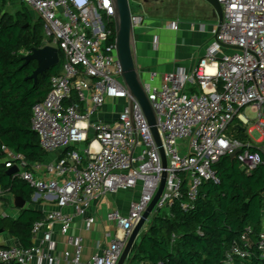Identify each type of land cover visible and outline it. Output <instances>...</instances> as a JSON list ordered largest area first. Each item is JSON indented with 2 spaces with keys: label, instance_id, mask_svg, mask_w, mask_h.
I'll return each instance as SVG.
<instances>
[{
  "label": "built area",
  "instance_id": "built-area-1",
  "mask_svg": "<svg viewBox=\"0 0 264 264\" xmlns=\"http://www.w3.org/2000/svg\"><path fill=\"white\" fill-rule=\"evenodd\" d=\"M19 1L43 20L44 46H56L63 54L61 71L52 76L50 91L32 108L31 128L45 151L63 149L66 154L46 164V173L40 175L33 169L41 165L2 147L6 166L18 167L16 175L34 188L33 198L43 195L59 206L34 223L32 239L42 232L43 241L53 248L48 227L56 224L67 234L74 216L84 213L91 201L140 185V196L131 202L128 214L113 209L107 215L123 231L122 236L117 235L102 253L84 260L83 237L71 235L68 242L73 250L62 254L74 264H118L130 233L159 189L164 167L142 107L129 94L122 76L112 0ZM218 1L223 21L191 73L178 69L161 84L144 83L167 157L165 188L152 215L170 209L175 201L188 210L204 182H219L213 166L226 154L238 150L248 174L264 165V145L229 134L237 119L239 126L250 123L241 111L251 106L259 111L255 127L264 142V0ZM132 22L134 28L139 27L144 16L132 12ZM170 26L177 29L178 23ZM192 88L198 92L190 93ZM108 99L124 101L117 118L92 121ZM81 144L86 146L80 149ZM7 193L0 184V202ZM66 207L75 213L64 212ZM0 215L7 216L5 212ZM87 221L93 223L94 216ZM255 251L264 255V225L257 234L247 227L227 249L225 264L249 259ZM60 258L36 244L28 248L0 245V264H59Z\"/></svg>",
  "mask_w": 264,
  "mask_h": 264
},
{
  "label": "trees",
  "instance_id": "trees-1",
  "mask_svg": "<svg viewBox=\"0 0 264 264\" xmlns=\"http://www.w3.org/2000/svg\"><path fill=\"white\" fill-rule=\"evenodd\" d=\"M43 46V20L26 4L13 13L0 14V184L26 202L35 190L18 175L8 173L2 147L23 154L30 163H41L48 157L31 128L32 108L50 91L52 76L61 71L63 54L60 50V63L35 81L29 76L37 62L26 63L24 57ZM236 131L239 139L252 141L240 126ZM253 150L260 151L257 147ZM213 167L219 182H204L188 210L175 201L167 212H155L125 264H225L227 249L247 227L260 232L264 225V165L248 174L237 156L226 154ZM43 218L42 211L23 208L17 218L0 215V229L28 248L33 245L32 227ZM235 264H264V255L255 251L251 258Z\"/></svg>",
  "mask_w": 264,
  "mask_h": 264
},
{
  "label": "crops",
  "instance_id": "crops-1",
  "mask_svg": "<svg viewBox=\"0 0 264 264\" xmlns=\"http://www.w3.org/2000/svg\"><path fill=\"white\" fill-rule=\"evenodd\" d=\"M21 7L22 2L19 0H1L0 14L9 12L12 8L18 10ZM140 13L144 16V22L135 28L136 61L141 77L144 76L146 79L144 83L161 84L167 74L178 69L186 72L192 71L199 59L203 57L214 30L219 25V19L212 5L206 0H154L150 3L146 0L145 11ZM173 23H178L177 29L170 26ZM153 74H155L154 79H152ZM189 92L196 93L198 89L192 88ZM118 103L121 105L119 104L118 111H114V106ZM123 105V100L108 99L92 117V121H114ZM241 112L243 113V109ZM239 122L240 120L237 119V126ZM251 140L254 142L253 138ZM259 141L263 142L262 135L257 140ZM85 146L81 144L78 148L83 149ZM93 146L96 149L99 148L96 142ZM65 154L66 151L63 149L48 152L45 161L32 163L41 165V169H32L35 173L44 175L45 165L55 162ZM140 193L141 186L138 185L136 188L101 195L91 201L84 213L74 216V221L67 234L61 233L56 224L48 227L52 230L53 248L43 241L42 232L32 239L33 244L40 245L51 255L60 256L59 264H74L71 259L62 257V254L64 251L73 250V246L68 242V236L81 235L83 237V259L88 260L95 253H102L103 248L108 246L117 235H123L118 225L108 219V213L113 209H118L122 214H128L131 202L137 199ZM33 195L23 208L42 211L44 216L47 212L59 208L56 201L43 195L33 198ZM9 208L12 209L11 212H7ZM23 208L14 205L13 195L10 193H7L0 202V213L5 212L11 218H17ZM63 210L67 213H75L72 207H66ZM90 215L95 218L93 223L87 221ZM0 245L20 244L15 237L4 231L0 234Z\"/></svg>",
  "mask_w": 264,
  "mask_h": 264
},
{
  "label": "water",
  "instance_id": "water-1",
  "mask_svg": "<svg viewBox=\"0 0 264 264\" xmlns=\"http://www.w3.org/2000/svg\"><path fill=\"white\" fill-rule=\"evenodd\" d=\"M206 1L212 5L214 13L219 19L220 25L223 21V11L221 4L218 0ZM112 3L115 10L117 56L122 66V76L129 94L135 98L142 107L145 117L150 125L151 132L159 147L162 165L164 167L161 183L156 195L127 239L125 248L118 262V264H125L132 251L133 245L135 244L141 230L152 215L154 207L156 206V203L165 188L167 177V157L162 146V139L158 129V117L155 108L146 92L144 82L136 61V40L135 28L132 22V12H144L146 0H112ZM24 59L26 63H28L30 60H35L37 62V68L35 69L34 73L29 76V78L37 81L39 75L44 74L46 71L60 63V50L56 46L45 45L40 48H35L32 52L25 55ZM132 105L133 101L131 99L130 107H132ZM241 128L244 131L246 130L245 127ZM238 152L239 151L236 150L232 152L230 156L232 158H236ZM17 172V166H13L8 169L9 174H16ZM13 202L14 205L20 208H23L26 204V200L17 195H13ZM3 232L4 229H0V233Z\"/></svg>",
  "mask_w": 264,
  "mask_h": 264
},
{
  "label": "rangeland",
  "instance_id": "rangeland-1",
  "mask_svg": "<svg viewBox=\"0 0 264 264\" xmlns=\"http://www.w3.org/2000/svg\"><path fill=\"white\" fill-rule=\"evenodd\" d=\"M170 1H175V0H170ZM16 10L14 8L10 9L9 12L13 13ZM33 13L35 14L36 17H38L37 13L33 11ZM187 73H191V71H187ZM142 80L145 82L146 79L144 76H142ZM108 101V100H107ZM120 103H118L114 109V111H118V106ZM121 105V104H120ZM243 113L244 115L250 120V123H248L247 125H245L244 127L247 129V133L251 136V138H253L254 143H256V146H263L264 142H257V140L261 137L262 132L259 128H255L253 129L259 122V111L255 110L253 107L251 106H247L243 109ZM236 122V121H235ZM236 123H233L230 128H229V134H233L235 135V137H237V131H236V127H235ZM251 129H253L252 131H250ZM262 141V140H261ZM12 209H7V212H11ZM167 212V209H163L162 213Z\"/></svg>",
  "mask_w": 264,
  "mask_h": 264
},
{
  "label": "flooded vegetation",
  "instance_id": "flooded-vegetation-1",
  "mask_svg": "<svg viewBox=\"0 0 264 264\" xmlns=\"http://www.w3.org/2000/svg\"><path fill=\"white\" fill-rule=\"evenodd\" d=\"M147 1L150 3V2H153L154 0H147Z\"/></svg>",
  "mask_w": 264,
  "mask_h": 264
}]
</instances>
